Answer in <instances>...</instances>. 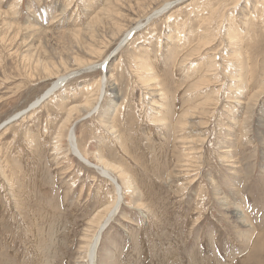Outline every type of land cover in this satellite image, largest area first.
<instances>
[{"label":"rangeland","instance_id":"1","mask_svg":"<svg viewBox=\"0 0 264 264\" xmlns=\"http://www.w3.org/2000/svg\"><path fill=\"white\" fill-rule=\"evenodd\" d=\"M169 1L171 5L167 11L150 24L145 22L139 26L128 43L102 69L71 75L73 78L61 89L59 87L55 98L48 99L41 107L0 131V264H86L81 261L85 250L80 247L85 246L83 239H88L96 227H90L89 220L102 208L101 204L108 200V195L112 196V187L93 169L68 153L64 141L69 124L75 125L77 144L82 152L92 159L101 155L107 162L122 167L137 189L132 195L116 175L123 185L125 199L102 235L98 264H264V33L259 30L254 36L257 37L255 40H262V49H252L247 64L253 66L254 75L249 92L260 89L257 92L262 90V93L257 96L252 112L248 110L252 114H247L246 121H242L246 110L241 107L237 111L235 121L238 126L235 128L233 115H236L238 106L232 105L230 111L233 113L227 112L233 94L228 92V95L226 88L233 84L229 76L238 71L234 64H228L230 44L223 36L229 24L225 19L230 15L234 18L231 25L239 26L241 30L246 26L242 24L244 21L252 24L254 17L259 15L258 9L252 7L256 9L259 0H253L255 4L249 2L247 8H244V0H239L236 9L231 5L232 0H205L209 2L206 11L199 12L203 18L215 13V18H222L223 26L220 34H216L214 28L203 31L206 35L198 33L205 40L210 37L208 41L211 43L209 48L197 46L208 49L204 52L201 49V55L192 57L204 64L206 59L209 62L216 56L219 80L207 91V96L217 100L194 119L205 128L199 129L201 132L185 131V135L188 133L191 138L198 137L196 134L199 133L205 137L202 146L196 144L195 148L201 151L198 154L183 150L185 146L176 139L170 127L162 129L160 123L154 122L159 116L174 123L186 101L201 98L190 92L189 96L184 94L191 72L183 73L181 66L192 67L195 61L183 56L171 59L175 54L171 52L172 43L169 44L166 37L168 29L175 28L166 20L171 17L173 21L178 19L179 30L191 31V46L202 45L203 37L197 34L195 26L198 12L188 14L197 0L182 4L174 2L176 0H128L127 4L121 3L123 6L108 0H0V124L28 107L51 85L54 78H48L45 73L52 74L53 69L61 70V66H70L73 61L102 59L115 49L120 39L118 37L108 44L111 33L123 31L135 21L143 20ZM128 5L131 6L126 7ZM95 15L100 21L96 26L89 25L90 18ZM52 20L55 21L51 23ZM186 20H191L196 29L192 30ZM31 25L53 34L83 29L86 35L76 37V42L73 37L60 35L41 38V35L26 30ZM171 34L173 36L174 32ZM182 40L189 41L190 35L185 34ZM86 45L93 47L92 50L108 48L89 58L92 50ZM145 53L151 60H147ZM25 56L32 58L26 60L28 57ZM139 56L143 60H135ZM143 61L147 65L151 63L146 70L138 65ZM105 71L108 76L106 93L98 112H93L92 116L86 114L87 110L79 114L73 112L67 125L59 131L72 105L80 106L94 99L96 84H89V80H98ZM153 78L155 83L150 81ZM254 83H258V87ZM155 84L166 94L160 114L157 113L158 99L150 95L160 91L154 90ZM213 92H219V97ZM112 99L114 102L110 104ZM103 109L111 110L104 114ZM102 124L113 126V129L108 130ZM225 137L233 138L229 140V143L233 142L231 150H235L238 165L242 167V178L238 179L243 186L240 198L230 190L232 186L227 187V181L231 180L229 170L218 160L225 146ZM57 139L60 142H56ZM57 144L62 148L59 152L54 148ZM181 156L194 159L188 163L189 168L178 166L177 160ZM186 169L190 172L188 175ZM223 197L229 202L238 201V207L253 222V236L249 235L250 230L247 234L246 227H241L243 231L237 229L224 214L226 206L219 204V198L222 202ZM134 203H143V206L136 207ZM258 232L263 236L260 237ZM258 235L263 245L253 250V258L248 259L252 254L250 244L257 241ZM251 237H254L253 241Z\"/></svg>","mask_w":264,"mask_h":264},{"label":"bare ground","instance_id":"2","mask_svg":"<svg viewBox=\"0 0 264 264\" xmlns=\"http://www.w3.org/2000/svg\"><path fill=\"white\" fill-rule=\"evenodd\" d=\"M110 2H114L115 4H121V3H125L127 4V1L128 0H108ZM159 1V0H158ZM188 0H176L174 2H176L177 4L181 3V2H186ZM191 1V0H190ZM253 2V0H244L245 4H244V8L248 6L249 2ZM256 1V0H255ZM130 2V1H129ZM137 2V1H136ZM139 2V1H138ZM216 1H214L215 3ZM239 2V0H232L231 1V5H233V7H237V3ZM242 2V1H241ZM207 3L209 2H205V0H197L196 2H194L190 8V10L188 11V14L191 13L192 11H196L198 12V15H197V19H196V23L195 26H197V34L199 33H203V35H206V33L204 34L205 31H209L211 30V28H214L215 29V32L216 34H220L221 32V29H222V18L220 17V19L218 18V16H216L218 18H215V13H211L209 15V13L207 14L208 17H202V16H199V12H202V11H206L207 9ZM211 3V2H210ZM220 3V2H219ZM255 4V2H253ZM129 4V3H128ZM132 4V3H131ZM182 4V3H181ZM223 4V3H222ZM225 4V2H224ZM230 4V3H229ZM111 5V4H110ZM122 5V4H121ZM139 5V3H138ZM168 5H171V2H166L164 3L163 5H159L160 7H158L157 9L153 10L151 13H149L147 16H145V18L143 20H138V21H135L134 23L130 24V26L128 25L123 31L121 30H116V34H112V36H109L111 38H109L110 40L108 41V44H111V42L113 40H116V38H120L119 41L117 42V44L115 45V49L113 51H111L108 55H105L102 59L98 60L99 58H97L98 61H92V59H88L86 58V60H83V61H73L72 64L70 66H61V70H58V69H53V73L50 74L51 72H49V74L45 73V75H48L47 77L48 78H51L53 77V81L51 83L50 86L47 87V89H45V91L39 96L37 97L28 107L24 108L23 110L15 113L14 115H12L11 117H9L8 119H6L3 123L0 124V131L1 130H4L5 128H7V126L17 122L18 120L22 119L24 116L28 115L31 111H33V109H36V108H39L42 106V104H44L48 99H52V98H55L57 95L55 94L58 90H59V87L61 89V87L63 86L64 83H68V80L70 78H73V74H81V72H86L88 73L89 71L91 70H96V69H102L106 64H108L112 59H113V56H115V53H117V51H119L120 49L123 48V46H125L129 39L133 36V34L135 32H137L139 30V26H142L146 23L150 24L151 21H153L154 19L160 17L163 12L167 11V7ZM216 5V4H215ZM258 6H256V9L255 7H252L253 10H257L258 9V17H254V24H250L248 25V23L246 24V22L244 21V23H242L243 25H246L243 30L240 29L239 26H233L231 25V21L234 19L233 18V15H230V16H226L227 18L225 19V21L227 20V22L229 23L228 26L225 27V30H224V34L223 36H225L226 40L228 41V43L230 44L229 45V52H228V64L232 66V64H234V66L236 67L237 69V74H234V75H230V79H231V83L233 84H230L228 86V89L227 90V93L230 92L232 93L231 95L233 96L232 98V102L230 103V109L228 108L227 109V112L231 110V107L233 105V107L238 108L236 109V115H233V120L234 122L232 124H234V128L236 126H238V122L235 121V118L237 117V111L240 110V108L242 107L243 109L246 110L245 114L243 115L242 117V121H246V118L247 117V114L250 113L252 114L251 110L253 108V106H255L256 104V101H257V96L259 94H261L262 92L264 91H260V92H257L258 90L260 89H254V90H251L249 92L248 90V87L250 88L251 85V82L254 78V75H253V66H247V64L250 63V57H251V50L252 49H256V48H261L262 49V40L259 38L255 40V37L254 36L256 35L257 31H261L262 33H264V0H259L258 1V4H256ZM123 6V5H122ZM131 5H128L126 7H129ZM173 6V5H172ZM189 6V7H190ZM217 8L218 5H216ZM221 6V5H220ZM226 6V4L224 5ZM223 6V7H224ZM228 6V5H227ZM230 6V5H229ZM111 7V6H110ZM125 7V8H126ZM140 7V5H139ZM145 7V6H144ZM222 7V8H223ZM132 8V7H131ZM138 8V6H137ZM142 8V7H141ZM140 8V9H141ZM171 8V6L169 7ZM216 8V9H217ZM232 8V7H231ZM233 8V9H234ZM242 8V9H244ZM146 10V7L144 8ZM213 9V8H212ZM211 9V10H212ZM215 9V10H216ZM236 9V8H235ZM133 10V9H132ZM143 10V9H142ZM210 10V11H211ZM223 10V9H222ZM65 11V10H64ZM128 11V10H127ZM186 11V10H185ZM225 11V10H224ZM129 12V11H128ZM135 12V11H134ZM148 12V11H147ZM222 12V11H221ZM221 12H219L220 14H222ZM110 13V10L108 11V14ZM179 13V12H178ZM183 13V12H182ZM193 13V12H192ZM253 13V12H252ZM136 14V13H135ZM176 14V13H175ZM201 14V13H200ZM106 15H107V12H106ZM143 15V14H142ZM195 15V13H194ZM250 15V14H249ZM110 16V15H109ZM192 16V14H191ZM93 17V18H92ZM89 20V25H92V26H96L98 24V20L100 21V19L95 18V16H92ZM122 17V16H121ZM124 17V16H123ZM196 17V16H195ZM202 17V18H201ZM225 17V16H223ZM240 17V16H239ZM246 17V15H245ZM244 17V18H245ZM251 17H253L251 15ZM106 18V17H105ZM141 18V17H140ZM139 18V19H140ZM167 18V17H166ZM165 18V19H166ZM176 18V17H175ZM248 18V17H247ZM191 19V17L189 18ZM193 19V18H192ZM191 19V20H192ZM137 20V19H136ZM168 24L169 23H172L175 28L173 30H170L168 29V32H167V39H168V42L169 44L172 43V47H170L171 52L175 55H172L173 58L171 59H174L176 58L177 60V57H181L183 56L185 59L189 60V59H193L195 61L194 58H192L193 56L195 55H201L202 52H201V47H204V46H207L210 45V41L208 40H211V38L209 37L208 40H205L204 37H203V43L202 45H197L196 46H191L192 43H193V40H192V35H191V31H189L188 33L185 32V29L183 31L179 30V26L180 25L176 19H174L175 21H173L171 19V17L167 18L166 19ZM191 20H189L187 22V25L191 24ZM195 20V19H194ZM55 20H52V22H54ZM102 21V20H101ZM181 21H183V19H181ZM180 21V22H181ZM185 22V21H184ZM201 22H203V24H201ZM36 23V22H35ZM108 23V22H107ZM131 23V22H130ZM166 23V22H164ZM182 23V22H181ZM195 23V22H193ZM112 24V23H111ZM111 24L109 25L110 28H111ZM147 24V25H148ZM184 24V23H183ZM182 24V25H183ZM9 25V24H8ZM105 25V23H104ZM117 25V24H116ZM170 25V24H169ZM186 25V26H187ZM107 26V25H106ZM104 26V27H106ZM108 26V27H109ZM171 26V25H170ZM9 27V26H8ZM87 27V26H86ZM85 27V28H86ZM144 27V26H143ZM168 27V26H167ZM193 27V28H192ZM192 30H195L196 27L194 28V26L192 25ZM84 28V29H85ZM99 28H102V27H99ZM119 28V27H118ZM172 28V27H171ZM90 29V28H89ZM109 29V28H108ZM113 29V28H112ZM235 29L237 31H235ZM256 29V30H254ZM26 30L28 32H32V33H36L38 35H41L40 37L41 38H46V37H49V36H52V35H60V36H64L66 38H70V37H73V39H75V42H76V37H82L81 35H83L85 32L83 31V29H73V30H68V31H61V32H57V33H52V32H48V31H45L38 27H36V25H31V27L27 26ZM103 30V29H102ZM101 30V31H102ZM188 30V29H187ZM186 30V31H187ZM171 31L174 32V35L175 37L172 36L171 34ZM204 31V32H203ZM212 31V30H211ZM210 31V32H211ZM92 32V31H91ZM100 32V31H99ZM113 32V30H112ZM214 32V34H215ZM93 33V32H92ZM96 33V32H95ZM170 33V34H169ZM94 34V33H93ZM103 34V33H102ZM185 34H189L190 35V40L189 41H183L182 39L185 38ZM198 34V35H199ZM86 35V34H84ZM96 35V34H95ZM107 35V33L104 34V36ZM109 35V33H108ZM91 36V35H90ZM97 36V35H96ZM103 36V37H104ZM200 36V35H199ZM208 36H211L208 34ZM39 37V38H40ZM89 37V36H88ZM98 37V36H97ZM201 37V36H200ZM201 37V38H202ZM206 37V36H205ZM213 37V35H212ZM50 38V37H49ZM85 38V37H84ZM82 38V39H84ZM91 38V37H90ZM94 38V36L92 37ZM196 38H199V37H196ZM207 38V37H206ZM107 39V38H106ZM200 39V38H199ZM93 40V39H92ZM98 40V39H97ZM108 40V39H107ZM201 40V39H200ZM212 40H215L212 38ZM255 40V41H254ZM71 41V40H70ZM86 41V40H85ZM84 41V42H85ZM197 41V39H196ZM199 41V40H198ZM87 43V42H86ZM97 43V42H96ZM100 43V42H99ZM113 43V42H112ZM158 43V42H157ZM256 43V44H255ZM74 44V43H73ZM95 44V43H94ZM98 44V43H97ZM102 44V43H101ZM105 44V43H104ZM75 45V44H74ZM99 45V44H98ZM146 45V44H145ZM166 45V44H165ZM168 45V43H167ZM197 46H201V47H197ZM37 47V46H36ZM75 47V46H74ZM85 47H89V45L85 46ZM105 47V46H104ZM122 47V48H121ZM167 47V46H166ZM210 47V46H209ZM208 47V48H209ZM76 48V47H75ZM90 48V47H89ZM93 48V47H91ZM90 48V49H91ZM106 48V47H105ZM104 48V49H105ZM108 48V47H107ZM106 48V49H107ZM158 48V47H157ZM208 48H203V50L205 49H208ZM96 48H94V50L90 51L89 50L87 52L90 53V56L89 58L94 55H100L102 54L103 52L102 51H105V50H95ZM167 49V48H166ZM169 49V50H170ZM87 50V49H86ZM150 50V49H149ZM168 50V49H167ZM200 50V51H199ZM37 51V50H36ZM206 51V50H205ZM255 51V50H254ZM264 51V50H262ZM261 51V52H262ZM81 52V51H80ZM204 52V51H203ZM38 53V52H37ZM40 53V52H39ZM138 53H140V51H138ZM264 53V52H263ZM34 54V52H33ZM144 54V53H143ZM260 54V53H259ZM151 55V54H150ZM204 55V54H203ZM207 55V54H206ZM204 55V56H206ZM146 56V53L145 55ZM25 57H28V56H25ZM61 57V56H60ZM99 57V56H98ZM132 57V56H131ZM196 57V56H195ZM227 57V55H226ZM263 57V56H262ZM30 58L32 57H28L26 60H30ZM45 58V57H44ZM59 58V56H58ZM96 58V57H94ZM136 58V57H135ZM142 57H137V61H140V60H143V59H140ZM147 58V56H146ZM150 58V57H149ZM147 58V60L149 59ZM198 58V57H197ZM216 56L213 57V59H211L209 62H208V59H204L205 62L204 64H202V62L198 63L197 61H195V64L192 66V67H182V71L183 73L186 72V74H188L189 72H191L190 74V77L188 79H191L188 86H186V88L184 89L185 92L184 94H187L189 96V92L192 93V95H197L201 98H197L194 102H189L188 101H184L185 104L184 106L182 107L183 109L180 111V113L178 114V117L177 119L175 120L174 123H171V121H168L166 119V117H156L155 119V123H160V127L162 129H166L167 127H170L169 129L173 130V132H175L176 134V139L177 140H180V142H182V145L185 146L184 148H182L183 150H186L188 153H191L192 151V154H198L200 153L201 151H199V148H195L198 144V146H202L204 143H205V137L202 136L201 133L199 134H196L198 137H195V138H191V136L187 133L188 136H186L185 134V131H199V129H202V128H205V127H202L201 128V123L199 121H194V119L198 118V115H202L203 113V110L204 109H208L207 107L216 99H214V97H211V96H207V91H208V88L211 86V84H213L214 82L216 83L217 80H218V75L216 74L217 71H218V68H216L218 65H216V60H215ZM261 58V57H260ZM35 59V58H34ZM38 59V58H37ZM52 59V58H51ZM140 59V60H138ZM170 59V60H171ZM256 59V58H255ZM255 59L253 58V60L255 61ZM46 60V58H45ZM70 60V59H69ZM96 60V59H94ZM134 59H132L133 61ZM151 60V59H149ZM226 60V59H224ZM259 60V59H258ZM37 61V60H36ZM38 61L40 62L41 60L38 59ZM47 61V60H46ZM63 61V59H62ZM92 61V62H91ZM43 62V60L41 61V63ZM53 61H51L52 63ZM59 62V61H58ZM65 62V60H64ZM136 62V61H135ZM145 61H143V63H139L138 65H142L141 67L144 68L146 70L145 67H148L151 65V63H149V65L145 64L144 63ZM149 62V61H148ZM153 62V61H152ZM175 62V61H174ZM44 63H47V62H44ZM56 63V62H55ZM198 63V64H197ZM256 63V62H255ZM31 66H32V63H30ZM134 64V63H133ZM254 64V63H253ZM28 65V64H27ZM36 65V64H35ZM30 66V68H31ZM41 66L42 68L45 69V67L43 65H39ZM46 66V65H45ZM53 66V65H52ZM102 66V67H101ZM257 66V65H255ZM53 67H56V65H54ZM40 68V67H39ZM57 68V67H56ZM107 68V67H106ZM192 68V69H191ZM28 69V68H27ZM47 69H48V66H47ZM229 69V68H228ZM256 69V68H255ZM254 69V70H255ZM258 69V68H257ZM43 70V69H42ZM230 70V69H229ZM35 71V69H34ZM46 71V72H47ZM103 71V70H102ZM149 71H151V69H149ZM227 71V69H226ZM225 71V72H226ZM256 71V70H255ZM36 72V71H35ZM93 72V71H92ZM229 72V71H228ZM236 72V70H235ZM234 72V73H235ZM214 73V74H213ZM231 73V72H230ZM233 74V73H231ZM72 75V76H71ZM227 75V74H226ZM71 76V77H70ZM75 77V76H74ZM258 77V76H257ZM256 77V79H258ZM263 77V76H262ZM108 76H107V72L105 71L104 75L101 74V76L99 77L98 80H94V79H90L89 80V84H96V95L94 97V99L92 101H87L86 103H84L83 105L81 104L80 106H71V108H67V117H66V121L64 120L62 122V124L59 126V131L62 129H64V126L67 125L66 123L68 122V119L70 117V115L73 113V112H76V113H80L82 112V110H87L86 111V114L88 116H92L94 113L98 112V110L100 109L99 107V104L101 101H103V99L105 98V87H106V80H107ZM156 78V77H155ZM187 79V78H186ZM187 79V80H188ZM262 79V78H261ZM259 78V80H261ZM153 80H155L154 78L153 79H150L151 83H155ZM219 81V80H218ZM258 82V80H255ZM262 81V80H261ZM264 82V81H263ZM158 83V82H157ZM160 84V83H159ZM242 84H245L246 86H242ZM253 84V82H252ZM258 83H254V85L257 86ZM261 84V83H260ZM149 85V84H148ZM262 85V84H261ZM88 86V85H87ZM155 88L154 90H160V88L157 87V84L154 85ZM163 86V85H161ZM256 86H253L254 88ZM92 87V86H91ZM258 87V86H257ZM260 88L263 89L262 86H259ZM151 89L153 87H150ZM163 88V87H162ZM225 88V87H224ZM64 90V89H63ZM94 89H92L93 91ZM221 90V89H220ZM219 90V91H220ZM62 91V90H61ZM60 91V93H61ZM59 92V91H58ZM85 92V91H84ZM105 92V93H104ZM217 92V91H216ZM226 92V91H225ZM214 94L213 95H217L220 94L219 92L218 93H215L213 92ZM228 93V95L230 94ZM84 95H87V94H84ZM151 96L153 97H156V99H158L159 102H157V104H159V106H157L159 109L157 113H161V109L162 107H164V99H165V92H164V89L163 90H160L159 92L157 91V93L155 92H152L150 93ZM191 95V96H192ZM227 95V96H228ZM196 96V97H197ZM219 97V96H218ZM229 97V96H228ZM87 98V96H86ZM115 98V96H114ZM113 98V99H114ZM194 98V97H193ZM203 98V99H202ZM111 100L110 104L112 102H114V100ZM152 100V99H151ZM217 100V99H216ZM155 102V100L153 101ZM217 103V102H216ZM156 104V105H157ZM101 106V105H100ZM240 106V107H239ZM104 108V107H103ZM107 108V107H106ZM161 108V109H160ZM108 110L110 111L111 109H107V110H104L103 109V113L106 114L108 112ZM234 110V109H233ZM232 110V111H233ZM251 111V112H248ZM167 111V110H166ZM94 112V113H93ZM226 112V113H227ZM229 113V112H228ZM230 113H233L230 111ZM92 114V115H91ZM108 115H111L108 114ZM107 115V116H108ZM158 115V114H157ZM165 115V114H164ZM227 115V114H226ZM202 117V116H201ZM206 117V116H205ZM230 117V116H229ZM251 117V115H250ZM249 117V118H250ZM264 117V116H263ZM238 118V117H237ZM206 119V118H205ZM111 120V119H110ZM203 120V119H202ZM232 120V119H231ZM232 120V121H233ZM241 121V122H242ZM153 122V123H154ZM110 123V122H109ZM240 123V121H239ZM246 123V122H245ZM106 124V123H104ZM111 124V123H110ZM223 124V123H222ZM244 124V123H243ZM241 124V125H243ZM103 125V124H102ZM240 125V127H242ZM75 125L74 124H69L68 127H67V131L65 133V141L64 143L66 144V148H67V151L69 154H72L75 158H77L83 165H85L86 167L88 168H91L93 169V171H95L105 182L109 183L112 187V196H109L108 195V200L105 201L103 204H101L102 208L98 209L94 216L92 217L91 220H89V226L92 227H95V230L92 232V234H88L90 235L89 238L87 239H83L84 242H85V246L83 247H80V248H83V250H85V254L83 257H81V261H84L86 262V264H98L97 263V259H98V252H99V249H100V246H101V243H102V235L103 233L107 230V228L110 226V224L112 223L113 221V217L116 216V214L120 211L121 209V206H122V203L125 199V193H124V189H123V185L121 183L124 182V186H126L129 191L131 192V194L133 195L135 192H137V189L135 188V186H133L134 184L132 183L131 181V178H130V175L122 168V167H119V166H115L114 164H111L110 162H107L101 155L98 156V157H95L94 159L90 158L88 156V154L85 153V151L82 152V150H80L79 148V144H77V139H76V136H75ZM105 126V125H103ZM233 126V125H232ZM108 130L109 129H113V126H105ZM224 127V126H222ZM66 128V127H65ZM232 128V129H234ZM244 131V130H243ZM201 132V131H199ZM229 132V131H228ZM245 132V131H244ZM178 134V135H177ZM229 134V133H228ZM245 134V133H243ZM206 135V134H205ZM230 135H233V134H229ZM57 136L60 137L59 133L57 132ZM233 137V136H232ZM243 137V135L241 136ZM202 138V139H201ZM235 138V137H234ZM233 138H230V137H225V146H223L220 151V154L218 155V160L221 162V164L227 168V170H229V176H230V179L231 180H228L227 181V184L228 186L227 187H231L230 190L233 192V194H235L236 196H238L240 198L241 196V192H242V184H240L241 182L238 180L240 178H242V167L239 164V161H238V158L234 155V151L231 150V144L233 143H229V140H231ZM56 142H60L59 139L56 140ZM119 142V141H118ZM179 142V141H178ZM120 143V142H119ZM200 144V145H199ZM227 144V145H226ZM229 145V146H228ZM227 146V147H226ZM56 152H59L62 150L60 144H57L54 146ZM82 148V147H81ZM84 150V149H83ZM94 157V156H93ZM217 157V156H216ZM194 159H191L190 157H186V156H181V159L177 160L179 163V167H185V168H189V162L191 164V161H193ZM113 163V162H112ZM194 167V166H193ZM196 167V166H195ZM200 168V167H199ZM198 169V168H197ZM66 170V169H65ZM188 170V169H186ZM190 172L189 170L186 171V175H188ZM119 176L120 180H121V183H119L118 179H117V175ZM170 174H172V172H170ZM171 177V176H170ZM234 177V178H233ZM239 177V178H238ZM244 179V178H243ZM193 181V180H191ZM226 181V180H225ZM233 182V184H231ZM226 183V182H225ZM231 184V185H230ZM240 184V185H239ZM215 186V185H214ZM71 187V186H70ZM219 188V187H218ZM100 189V188H99ZM102 189V188H101ZM215 189V188H214ZM213 189V190H214ZM217 189V187H216ZM215 191V190H214ZM215 193L217 194V192L215 191ZM215 194V196H216ZM221 194V193H220ZM219 197V196H217ZM234 197V196H233ZM221 198H219V204H223V206H226L223 210H224V214L228 216L229 219H231L232 223L235 224L237 226V229H239L240 231H243L241 229V227L245 228L247 230V232L250 230V234L249 232L247 234L249 235H252L251 234V229L254 227L253 226V222H251L252 220H250L245 212L242 211V208L241 207H238V201L235 199L232 201H227V198L223 197V201L221 202L220 200ZM234 199V198H233ZM235 201V202H234ZM232 202V203H231ZM129 203V202H128ZM134 206L136 207H142L143 206V203H138V204H133ZM236 205V206H234ZM146 207V206H144ZM147 210H145L146 212ZM88 223V222H87ZM88 229V228H87ZM86 229V230H87ZM91 230V229H90ZM89 231V230H87ZM92 231V230H91ZM253 231H254V228H253ZM245 232V231H244ZM243 232V233H244ZM242 233V235H243ZM245 233V234H246ZM259 233V232H258ZM246 234V235H247ZM255 234V233H253ZM87 235V234H86ZM247 235V237L249 236ZM260 237H261V233H259ZM258 235V238L256 237V242L254 244H250L252 246L251 248V256L248 258V259H252L253 258V250H257L259 249V247H261L263 245V241L261 240V238L259 237ZM253 236V235H252ZM263 236V235H262ZM250 237V236H249ZM252 239V241L254 240V237L250 238ZM247 242L249 239H246ZM264 240V239H263ZM251 241V240H250ZM249 241V242H250ZM36 242V241H35ZM245 242V241H244ZM246 243V242H245ZM261 243V244H260ZM249 245V246H250ZM36 247V246H35ZM47 248V247H46ZM193 258V257H192ZM195 259V258H193ZM196 260V259H195ZM208 263V262H206ZM203 264V263H202Z\"/></svg>","mask_w":264,"mask_h":264},{"label":"water","instance_id":"3","mask_svg":"<svg viewBox=\"0 0 264 264\" xmlns=\"http://www.w3.org/2000/svg\"><path fill=\"white\" fill-rule=\"evenodd\" d=\"M102 67V66H101Z\"/></svg>","mask_w":264,"mask_h":264}]
</instances>
